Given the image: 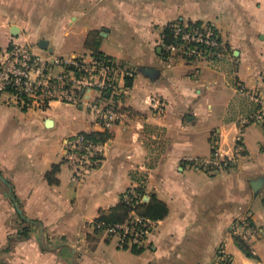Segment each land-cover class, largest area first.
Listing matches in <instances>:
<instances>
[{
    "label": "crops",
    "instance_id": "obj_1",
    "mask_svg": "<svg viewBox=\"0 0 264 264\" xmlns=\"http://www.w3.org/2000/svg\"><path fill=\"white\" fill-rule=\"evenodd\" d=\"M175 21L215 27L227 48L223 58L166 69L161 34ZM11 41L41 56L101 53L135 75L123 116L105 135V156L82 182L72 180L63 146L73 135L100 131L87 109L52 101L22 110L0 95V264H213L221 244L232 264H264V99H252L254 90L264 93V0H0V52ZM97 96L88 91L85 100ZM151 98L161 100V112ZM259 114L242 131V156L232 169L207 174L188 165L215 147L232 154L239 120ZM260 178L256 194L252 182ZM138 185L143 202L153 197L168 214L150 221L133 252L96 233L93 222ZM10 188L37 226L3 252L19 227ZM245 219L257 230L245 242L254 258L228 233Z\"/></svg>",
    "mask_w": 264,
    "mask_h": 264
},
{
    "label": "built area",
    "instance_id": "obj_2",
    "mask_svg": "<svg viewBox=\"0 0 264 264\" xmlns=\"http://www.w3.org/2000/svg\"><path fill=\"white\" fill-rule=\"evenodd\" d=\"M169 26L172 41L162 44L160 53L166 69L179 62L184 65L214 63L220 61L227 51L220 33L209 23L175 21ZM134 75L135 71L130 66L105 55L41 56L30 45L18 41H11L0 52V95H5L10 104L26 110L48 108L52 101L82 106L87 109L93 125L100 130L98 134L104 135V139H100L99 136L89 138L76 134L65 140L63 161L71 169V178L75 182H82L105 156L108 141L105 135L123 116V103L130 88L126 83ZM88 91L98 96L87 101L85 93ZM252 99L262 103L264 93L254 90ZM151 106L157 112L162 111V102L158 98H151ZM259 119L260 114L239 120L232 154H223L215 147L208 158L188 160V165L207 174L232 169L242 156L243 129ZM124 201L136 206L143 202V198L124 196ZM130 217L128 222L104 230L108 237L115 238L120 249L142 246L151 232L150 221L136 217L134 212ZM102 226V223L93 224L97 229ZM255 232L257 230L248 219L235 220L228 230L233 240L238 238L244 243ZM215 258L214 264H232L223 244L217 247Z\"/></svg>",
    "mask_w": 264,
    "mask_h": 264
},
{
    "label": "trees",
    "instance_id": "obj_3",
    "mask_svg": "<svg viewBox=\"0 0 264 264\" xmlns=\"http://www.w3.org/2000/svg\"><path fill=\"white\" fill-rule=\"evenodd\" d=\"M161 41L162 44H169L172 41L171 36V28L170 26H166L161 34ZM95 55H102L101 53H94ZM132 80H128L126 85L131 87ZM22 110H26V108H22ZM89 138H95L97 135L100 139H104L101 134H85L81 133ZM106 138V137H105ZM58 171V166H52L51 171L46 174V179L49 183H53L54 180L52 179V175ZM139 181H143V178L140 177ZM146 195L144 188L142 185H138L133 188H129L125 193L120 196L119 203L114 207L110 208L108 211H100L98 217L94 220L93 224L96 225L97 223H102L103 226L100 229L94 227V231L97 232H104V230L110 226L114 225H121L128 222L131 217V213L134 212V215L139 218H143L145 220L156 222L158 220L164 219L168 214L167 206L156 200L155 198L151 197L148 203L141 202L136 206H132V204H128L124 201V196L132 199H139L143 198ZM9 199L11 200L12 205L16 210V216L19 221V227L16 230V235L14 237H9L7 246L2 250L3 252H9L15 242L23 241L29 238L31 231L36 228L37 222L33 219L28 218L21 210V205L16 200L14 191L10 188L9 191ZM15 200V202H13ZM18 209L20 212H18ZM235 243L237 246L244 252V254L249 258H254V255L251 253L249 247L246 243L242 242L238 238H234ZM135 246H132L131 250L133 252H139L136 250ZM214 264V263H213Z\"/></svg>",
    "mask_w": 264,
    "mask_h": 264
},
{
    "label": "water",
    "instance_id": "obj_4",
    "mask_svg": "<svg viewBox=\"0 0 264 264\" xmlns=\"http://www.w3.org/2000/svg\"><path fill=\"white\" fill-rule=\"evenodd\" d=\"M17 34H18V28L17 27H12L11 28V35L13 37H16ZM142 72L144 74H146L147 76H149V77H153L155 75V73H156V70H154V69H143ZM0 179L2 180L1 177H0ZM262 182H263V179L262 178H260V179L255 180V181L252 182V188H253V190H254V192L256 194L258 193V190L261 187ZM18 212H20L19 209H18Z\"/></svg>",
    "mask_w": 264,
    "mask_h": 264
},
{
    "label": "rangeland",
    "instance_id": "obj_5",
    "mask_svg": "<svg viewBox=\"0 0 264 264\" xmlns=\"http://www.w3.org/2000/svg\"><path fill=\"white\" fill-rule=\"evenodd\" d=\"M115 243H116V240H115V238H111ZM117 245V244H116Z\"/></svg>",
    "mask_w": 264,
    "mask_h": 264
}]
</instances>
